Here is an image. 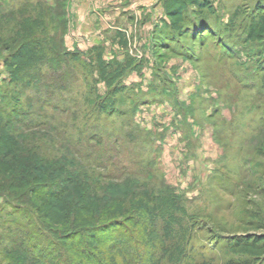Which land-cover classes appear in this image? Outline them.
Here are the masks:
<instances>
[{
	"label": "rangeland",
	"instance_id": "rangeland-1",
	"mask_svg": "<svg viewBox=\"0 0 264 264\" xmlns=\"http://www.w3.org/2000/svg\"><path fill=\"white\" fill-rule=\"evenodd\" d=\"M25 1L0 0L1 12ZM162 1H66L68 50L99 46L106 61L145 59L110 116L93 110L89 69L53 62L41 67L39 83L10 85L0 49L2 130L21 142L27 173L40 169L51 183L68 184L72 206L86 198L102 204L112 194L125 199L140 185L169 189L198 224L188 246L193 260L228 264L238 258L230 240L264 234V67L243 39L245 14L264 0H213L211 30L176 36L174 45L160 30ZM20 169L0 177V264H85L40 230L26 196L9 193ZM102 244L117 245L121 264H148V250L127 229L112 230Z\"/></svg>",
	"mask_w": 264,
	"mask_h": 264
},
{
	"label": "trees",
	"instance_id": "trees-1",
	"mask_svg": "<svg viewBox=\"0 0 264 264\" xmlns=\"http://www.w3.org/2000/svg\"><path fill=\"white\" fill-rule=\"evenodd\" d=\"M44 1L49 0H26L18 10L9 12H1L0 8V49L4 53L7 83L37 84L42 66L51 67L55 62L67 67L72 62L94 75L90 88L94 94L93 110L98 115H112L118 111L119 96L128 89L127 78L132 73H142L145 59L106 61L99 46L86 51L68 50L64 42L67 0L63 3L50 0L52 5L43 4ZM162 10L160 30L173 45L178 44L176 36L197 35L202 29L208 33L212 25L209 20L216 14L213 0H163ZM236 15L232 16V22ZM245 16L244 42L256 47L258 63L264 67V4L258 3ZM117 36L120 47L125 48L124 35L117 33ZM97 83L106 87L103 94L97 92ZM2 114L0 105V177L15 176L22 167L23 173L7 185L8 191L26 196L22 198L24 207L36 218L40 230L60 248L77 253L85 264H121L126 257L117 245L105 246L102 241L109 239L112 230L127 229L148 250V264H202L193 260L188 249L190 236L198 224L179 196L167 188L155 191L154 187L140 185L125 199L112 194L102 204L86 198L82 204L72 206L68 184H53L47 171L31 168L27 173L29 165L19 164V158L26 152L13 132L2 130ZM14 121L25 126L21 119ZM259 153L264 160V147ZM258 192L264 196V188ZM260 229L264 230V224ZM228 248L238 255L228 264H264V234L236 237L229 241Z\"/></svg>",
	"mask_w": 264,
	"mask_h": 264
},
{
	"label": "crops",
	"instance_id": "crops-1",
	"mask_svg": "<svg viewBox=\"0 0 264 264\" xmlns=\"http://www.w3.org/2000/svg\"><path fill=\"white\" fill-rule=\"evenodd\" d=\"M141 1L145 2L146 0H131V4H133V5L136 4V3L141 4L142 3ZM147 1L148 2H146V3H150L152 0H147ZM0 78H1V75H0Z\"/></svg>",
	"mask_w": 264,
	"mask_h": 264
}]
</instances>
